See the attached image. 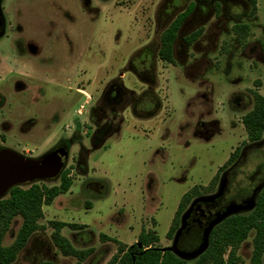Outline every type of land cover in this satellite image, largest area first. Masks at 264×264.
Segmentation results:
<instances>
[{
  "label": "rangeland",
  "instance_id": "374dc122",
  "mask_svg": "<svg viewBox=\"0 0 264 264\" xmlns=\"http://www.w3.org/2000/svg\"><path fill=\"white\" fill-rule=\"evenodd\" d=\"M89 1V9L75 11L71 0H62L61 35L55 38L20 39L19 52L11 51L7 30L0 38V148L34 158L66 144L62 171L72 179L66 193L42 206L43 228L34 236L43 245H27L14 264H76L52 243V220L86 225L61 229L75 248L94 249L81 264H106L116 253L117 242L101 240L100 233L132 244L141 229H153L156 245L171 246L190 210L239 195L228 190L263 160L254 152L264 150V133L249 141L241 117L251 109L254 91L264 96V0H256L254 14L242 0L197 7L178 30L171 63L157 55L160 34L194 0ZM2 7L6 15L7 0ZM235 23L248 26L243 37ZM199 29L188 44L185 37ZM28 46L34 51L27 55ZM234 151L233 162L219 170ZM35 182L50 187L59 176ZM258 182L242 201L212 209L207 222L221 213L212 228L248 213L264 185ZM193 188L197 195L168 239L177 205ZM231 203L243 207L225 212ZM20 223V216L12 220L3 245L13 241ZM253 234L240 245L238 264H249ZM195 237L180 240L178 248L191 250ZM202 253L181 259L197 264Z\"/></svg>",
  "mask_w": 264,
  "mask_h": 264
},
{
  "label": "trees",
  "instance_id": "16d2710c",
  "mask_svg": "<svg viewBox=\"0 0 264 264\" xmlns=\"http://www.w3.org/2000/svg\"><path fill=\"white\" fill-rule=\"evenodd\" d=\"M242 1L250 6L248 14H254L256 0ZM210 2L211 0L190 1L186 5V8L179 12L162 30L157 49V55L161 60L173 62L174 44L182 23L197 7H206ZM233 30L243 37L248 31V26L244 23H235ZM200 34L201 29L186 36L185 40L188 44H191ZM147 53L150 54V51ZM122 91L124 92L123 95L127 94L125 90L122 89ZM113 97H116V95ZM143 104H147V101L143 102ZM111 112L113 113V110ZM241 122L249 141L255 143L261 140L264 133V96L262 94L257 91L253 92L252 107L242 115ZM105 127L106 125L99 128L97 130L98 134H101ZM235 153L236 151L232 153L227 162L219 170H222L229 163L233 162ZM254 153L263 157V160L256 164L254 170L244 181H237L231 190H228L232 193L240 191V194L227 202L218 201L217 205H215L216 207H212V205L209 207L203 205L199 208L196 207L188 219V229L181 234L178 242L183 240L186 243H191L197 235L198 242L192 247L195 248L200 243L202 229L215 208L221 209L232 200L242 201L252 194L257 181H259L258 184L263 182L264 150L260 151L258 149ZM215 181L216 176L212 179L208 189L214 185ZM71 184L72 179L69 177L68 172L62 171L59 175L58 185L48 187L36 182H32L25 187L17 185L10 188L5 197L0 199V264H14L22 251L25 253L28 251L27 245H31V247L43 245L40 239L34 236L37 230L43 228L39 224V220L43 217L42 206L50 205L58 195L66 193ZM196 195L197 190L195 188L182 195L166 232L168 239L172 238L179 227L180 215ZM16 216L21 217V223L15 237L9 245H3V237ZM50 225L53 227L51 234L52 243L63 256H73L77 259L76 264H81L94 253L92 247L85 249L75 248L70 240L61 233V229L64 227L76 230L85 228V224L52 220L50 221ZM251 231L254 234L249 264H264V185L255 198L254 207L248 213L230 215L211 229L208 237V246L199 256L197 264H238L241 258L237 254V251L242 242L248 238ZM99 238L101 240H113L118 244L116 253L106 264H187L185 260L176 256L172 251L162 249L163 247L156 245L159 238L153 229H141L136 241L130 245L124 244L103 233H100ZM34 264H55V261L53 259L41 260L34 262Z\"/></svg>",
  "mask_w": 264,
  "mask_h": 264
},
{
  "label": "water",
  "instance_id": "95a60500",
  "mask_svg": "<svg viewBox=\"0 0 264 264\" xmlns=\"http://www.w3.org/2000/svg\"><path fill=\"white\" fill-rule=\"evenodd\" d=\"M67 157L68 148L66 144H61L34 158L24 156L23 154L7 147L0 148V199L5 197L9 189L14 186L35 181L50 180L58 177L62 172ZM219 195H217V197ZM254 205L255 203L253 204L251 202L250 206L254 207ZM241 207H243L242 204L231 203L225 207L224 211H236ZM190 211L184 217L183 227L176 232L173 245L162 248L172 251L179 258L194 257L200 252L202 253L205 251L208 246V237L212 229V224H214L221 215L220 211H217L214 217L207 222L203 230L202 241L195 249L191 251H183L178 249V240L183 228L186 226L185 219L189 218Z\"/></svg>",
  "mask_w": 264,
  "mask_h": 264
},
{
  "label": "flooded vegetation",
  "instance_id": "af4514ba",
  "mask_svg": "<svg viewBox=\"0 0 264 264\" xmlns=\"http://www.w3.org/2000/svg\"><path fill=\"white\" fill-rule=\"evenodd\" d=\"M2 1L0 0V38L4 36L7 30L10 39L9 47L12 52H19L18 40L20 39L25 44L27 42L29 44L31 43L30 40L38 39L39 37L48 38L52 36V38H55L59 34L61 35L63 24L62 0H7L6 15L2 7ZM91 4L92 2L89 0H71V7L75 11L79 10L80 5L85 9H89ZM75 14L77 15L78 13ZM73 16L75 15L72 13L71 17L75 19ZM31 22L34 23L31 24ZM23 51L28 55L34 50L28 46Z\"/></svg>",
  "mask_w": 264,
  "mask_h": 264
},
{
  "label": "crops",
  "instance_id": "0c3cea01",
  "mask_svg": "<svg viewBox=\"0 0 264 264\" xmlns=\"http://www.w3.org/2000/svg\"><path fill=\"white\" fill-rule=\"evenodd\" d=\"M107 236H109V235H107ZM109 237H111V236H109ZM111 238H113V237H111ZM117 240V239H116ZM111 241V240H110ZM119 241V240H118ZM121 242V241H120ZM123 243V242H122ZM125 244V243H124ZM127 245H130V244H127Z\"/></svg>",
  "mask_w": 264,
  "mask_h": 264
}]
</instances>
